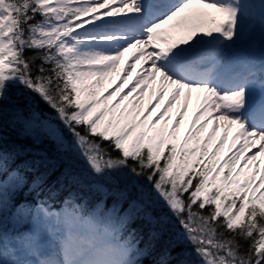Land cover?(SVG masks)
<instances>
[{
    "label": "snow or ice",
    "instance_id": "1",
    "mask_svg": "<svg viewBox=\"0 0 264 264\" xmlns=\"http://www.w3.org/2000/svg\"><path fill=\"white\" fill-rule=\"evenodd\" d=\"M6 131L66 208L14 203L58 163L9 171ZM149 258L264 264V0H0V264Z\"/></svg>",
    "mask_w": 264,
    "mask_h": 264
},
{
    "label": "trees",
    "instance_id": "2",
    "mask_svg": "<svg viewBox=\"0 0 264 264\" xmlns=\"http://www.w3.org/2000/svg\"><path fill=\"white\" fill-rule=\"evenodd\" d=\"M38 100V98H37ZM39 108L42 113V118L53 119L52 110L49 109L42 102L39 103ZM5 144L8 146H20L26 150L21 152L14 160H10L8 164L9 171L19 169L22 176H24L29 183L33 180L34 176L38 173L32 171H26V162H30L33 159L32 152L40 151L49 157L53 162L58 163L57 170L53 171L47 180L39 190V195L36 192H29L28 186L25 185L20 191H18L14 197V203L19 206L21 203H27L32 205L33 203L40 201H46L49 205L60 206L62 204L68 205L70 200H75V189H70L66 182L58 180L61 172L65 171L66 165L57 161V152L55 142L51 139L44 138L42 136L41 141L33 143L31 139H24L18 137L14 132L6 131L4 133ZM43 171V169H41ZM79 203L80 201H76ZM108 204H111V199L108 200ZM127 207V205H125ZM166 210V209H165ZM153 214H156L155 212ZM131 228L137 229L140 235L146 238L147 225L142 220H137L135 223L130 225ZM123 238H127L126 233H121ZM144 264H151V260L145 259Z\"/></svg>",
    "mask_w": 264,
    "mask_h": 264
},
{
    "label": "rangeland",
    "instance_id": "3",
    "mask_svg": "<svg viewBox=\"0 0 264 264\" xmlns=\"http://www.w3.org/2000/svg\"><path fill=\"white\" fill-rule=\"evenodd\" d=\"M253 45L255 46V47H259V40H258V38L253 42ZM127 55V54H126ZM138 67V66H137ZM195 103H196V101H195V94L193 95V100L190 102V104H189V116L191 115V113H192V111H193V109H194V107H195ZM173 112H175V109L173 110ZM181 131L183 132L184 131V128H182L181 129ZM63 210V209H62ZM28 225H25V227H27ZM12 227V224H11V222H9V228H11Z\"/></svg>",
    "mask_w": 264,
    "mask_h": 264
}]
</instances>
